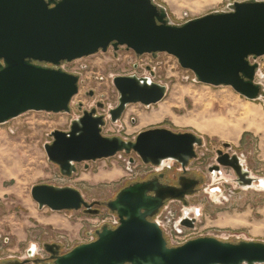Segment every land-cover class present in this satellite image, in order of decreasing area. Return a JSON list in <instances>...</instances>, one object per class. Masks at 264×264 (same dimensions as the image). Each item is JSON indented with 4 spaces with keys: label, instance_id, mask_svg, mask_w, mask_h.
<instances>
[{
    "label": "water",
    "instance_id": "95a60500",
    "mask_svg": "<svg viewBox=\"0 0 264 264\" xmlns=\"http://www.w3.org/2000/svg\"><path fill=\"white\" fill-rule=\"evenodd\" d=\"M120 46L137 56L171 55L201 84L230 87L250 101L264 97L262 86L254 82L258 65L250 62L264 56V0L233 2L228 11L181 25L169 24L166 9L154 0H0V125L26 112L69 113L78 76L64 71L61 64ZM112 83L118 93L117 106L108 112L113 123L127 105L157 104L166 91L163 85L134 75L116 76ZM104 123L105 117L93 108L72 120L68 131L50 132L52 142L43 147L47 160L65 177L75 173L76 164L118 153H134L143 164L156 167L172 161L186 173L190 161L197 158L196 148L202 146L196 134L166 128L146 129L133 141L104 137ZM222 147L226 152L216 151L210 174L229 168L241 187L260 183L250 176L240 156L229 153L228 143ZM161 177L131 183L105 203L117 216V227L104 224L94 231V240L65 253L57 244L43 245L52 264H264V243L257 241L230 243L205 236L167 246L161 228L151 219L164 201L177 200L184 207L179 224L193 229L198 210L187 219L186 196L198 182L179 177L175 187L161 184ZM30 196L40 210L99 213L94 208L99 202H86L71 187L34 185ZM27 256V260L33 257L32 248Z\"/></svg>",
    "mask_w": 264,
    "mask_h": 264
},
{
    "label": "rangeland",
    "instance_id": "374dc122",
    "mask_svg": "<svg viewBox=\"0 0 264 264\" xmlns=\"http://www.w3.org/2000/svg\"><path fill=\"white\" fill-rule=\"evenodd\" d=\"M244 1L248 0H154V3L166 9L169 24L181 25L213 12L228 11L229 4ZM250 62L258 65L254 82L264 90V56ZM61 65L64 71L78 76V92L70 101L69 113L26 112L0 125V264L27 259L30 248H34L35 260H43L47 256L45 244H57L60 252L65 253L94 240V231L103 225L102 216L109 213L105 203L125 186L156 171L134 153H118L76 164L70 177L61 175L59 168L47 160L43 147L50 141V132L68 131L71 121L92 107L105 117L101 129L104 137L133 141L146 129L166 128L192 132L202 138V146L195 150L197 158L187 166L189 176L204 179L199 191L186 198L193 216L198 210L195 227L186 231L177 225L184 207L172 200L159 212L162 219L168 217L164 223L166 231L177 227L182 231L179 240L208 236L230 243L240 240L264 243V186L257 183L238 186L231 169L221 168L214 174L207 171L215 162L216 151L226 152L222 144L228 143L229 153L240 156L250 176L264 182V97L250 101L230 87L201 84L192 71L181 68L171 55L137 56L124 46L117 50L110 47L106 52ZM130 75L163 85L165 96L149 106L127 105L121 118L113 123L108 112L117 106L118 93L112 80ZM220 99L235 103L234 114L230 106L220 104ZM244 108L260 116L263 125L246 120L237 123ZM164 167L169 168L164 171L168 174L181 173L172 161H166ZM39 184L74 188L86 202L102 203L100 212L89 215L82 210H40L30 196V188ZM211 187L219 190L211 191ZM165 211L171 212V216Z\"/></svg>",
    "mask_w": 264,
    "mask_h": 264
},
{
    "label": "flooded vegetation",
    "instance_id": "af4514ba",
    "mask_svg": "<svg viewBox=\"0 0 264 264\" xmlns=\"http://www.w3.org/2000/svg\"><path fill=\"white\" fill-rule=\"evenodd\" d=\"M98 107V106H97ZM101 107V105L98 107V108H100ZM91 109H93V107L92 108H90V110ZM82 113H83V111H82ZM49 139H50V141L47 143V144H49V143H51L52 142V138L49 136ZM223 153H225V152H223ZM215 159H216V157H215ZM177 164V163H176ZM178 165V164H177ZM151 167H156V166H152V165H150ZM179 166V165H178ZM213 166H215V162L211 165V166H209V168H212ZM158 168V167H157ZM209 168H207V171L209 172ZM166 169H169V168H166V167H162L161 169H158L157 171H155V172H153L154 174H152V175H149V176H147V177H145V178H142V179H139V180H137V181H134V182H132V183H135V182H142V181H146V180H149V179H152V178H154V177H158L159 175H162V177L161 178H158V180H159V182L161 183V184H164V185H170V186H175V187H177L178 186V178L179 177H185V178H189V179H194V180H196L197 182H198V184L194 187V192L191 194V195H188V196H186V198L187 197H189V196H192V195H194V194H196L198 191H199V189H200V187L203 185V183H204V179H203V177L201 178V177H191V176H189L188 175V173H187V171H186V173H178V174H168V173H166V172H164V171H166ZM227 169H229V168H227ZM220 170L221 169H219V172H220ZM232 171V170H231ZM219 172H214V173H219ZM233 172V171H232ZM210 173V172H209ZM233 174H234V176H235V183L238 185V182H237V180H238V178H237V176L235 175V173L233 172ZM239 186V185H238ZM209 189H211V191H218L219 190V187H211V188H209ZM169 201H172V200H166V201H164V203H163V206L167 203V202H169ZM175 201H177V200H175ZM177 202H180V201H177ZM181 203V202H180ZM102 203H98L97 205H95L94 206V208H97L98 210H99V208L102 206L101 205ZM182 204V203H181ZM105 206V205H104ZM163 206L161 207V208H163ZM183 206V205H182ZM161 208H160V210H161ZM187 208V207H186ZM188 209V208H187ZM160 210H159V212H160ZM183 210H184V208H183ZM83 211V210H82ZM190 211V210H189ZM100 212V211H99ZM110 212V211H109ZM159 212H158V214H159ZM157 214V215H158ZM156 215V216H157ZM155 217V216H154ZM154 217L151 219L152 221H154ZM182 217H183V212H182V216L178 219V222H177V225L182 229V230H186V231H190V230H192V229H188L187 227H185V226H182V225H180L179 224V221L182 219ZM191 217H193V215L191 214V211H190V213L187 215V219H190ZM186 219V218H185ZM195 224H196V222L194 223V227H195ZM194 229V228H193ZM179 231V230H178ZM163 233V238L165 239V241H166V235H165V233L164 232H162ZM179 233H180V235H182V231H179ZM183 236H186L185 234L183 235ZM189 239H193V238H189ZM188 239V240H189ZM36 258H35V255L33 254V257L31 258V259H29V260H27V259H24L23 261H27V263L26 264H28V263H30V262H33L34 260H35ZM41 262H44L45 264H52V260L49 258V254L47 253V256L45 257V258H43V260L41 261ZM13 262H9L8 264H12Z\"/></svg>",
    "mask_w": 264,
    "mask_h": 264
},
{
    "label": "built area",
    "instance_id": "2783aa9c",
    "mask_svg": "<svg viewBox=\"0 0 264 264\" xmlns=\"http://www.w3.org/2000/svg\"><path fill=\"white\" fill-rule=\"evenodd\" d=\"M61 68H62V65H61ZM153 168L156 169V171L158 170L157 167H153ZM163 209L165 210L166 208L163 207ZM165 213H166V215L171 216V212L165 211ZM154 221L156 223H158L162 232L165 233L167 246H169V247L180 246L189 239V238H186L184 240H179L180 233H179L177 227L176 228L173 227L172 229H169V231H166L164 223L168 222L167 216H165L164 219H162L160 217V214H158L157 216L154 217ZM101 223H103V225L105 224L109 228L113 229V228L118 226V218L114 213L109 212V213H107V215L102 216Z\"/></svg>",
    "mask_w": 264,
    "mask_h": 264
},
{
    "label": "bare ground",
    "instance_id": "6f19581e",
    "mask_svg": "<svg viewBox=\"0 0 264 264\" xmlns=\"http://www.w3.org/2000/svg\"><path fill=\"white\" fill-rule=\"evenodd\" d=\"M220 104L224 107L226 106H230V110L233 111V114L235 112V110L233 109V106L235 105V103H231V101L229 100H226V99H220ZM241 115L243 117L236 119V122L239 123V122H242L244 120H246L248 123H252L256 126H261L262 124V120H260V116L254 114L253 112H251L250 110H248L247 108H244ZM263 125V124H262ZM165 163V162H164ZM255 183L258 184V182L256 181ZM260 186L263 187L264 186V182L263 181H260ZM184 211V210H183ZM34 251V248H32V252Z\"/></svg>",
    "mask_w": 264,
    "mask_h": 264
},
{
    "label": "crops",
    "instance_id": "0c3cea01",
    "mask_svg": "<svg viewBox=\"0 0 264 264\" xmlns=\"http://www.w3.org/2000/svg\"><path fill=\"white\" fill-rule=\"evenodd\" d=\"M242 139V138H241ZM243 141V140H242Z\"/></svg>",
    "mask_w": 264,
    "mask_h": 264
}]
</instances>
